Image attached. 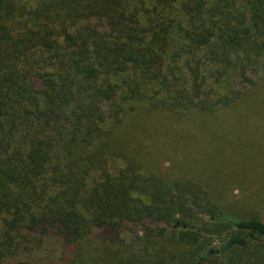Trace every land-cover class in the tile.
Instances as JSON below:
<instances>
[{
    "label": "trees",
    "instance_id": "trees-1",
    "mask_svg": "<svg viewBox=\"0 0 264 264\" xmlns=\"http://www.w3.org/2000/svg\"><path fill=\"white\" fill-rule=\"evenodd\" d=\"M262 92L264 0H0V264H264L214 200L261 173L183 150L220 124L262 155Z\"/></svg>",
    "mask_w": 264,
    "mask_h": 264
},
{
    "label": "rangeland",
    "instance_id": "rangeland-1",
    "mask_svg": "<svg viewBox=\"0 0 264 264\" xmlns=\"http://www.w3.org/2000/svg\"><path fill=\"white\" fill-rule=\"evenodd\" d=\"M260 98L262 103L259 104L258 109L264 112V92L261 93ZM251 124L248 122V129ZM257 125L261 131L259 134L264 135V121ZM203 131L204 133H194L192 140L183 143V150H185L188 164L184 165V168L191 173L199 174V177L208 180L214 185H220L219 181L216 180L219 167L224 169V171L220 170L223 173L221 182L224 181V184L237 180L234 173L228 172V169L235 171L242 168H251L259 171L261 173L260 181L250 184V187H248L255 188L253 191H248L249 193H247V191L240 192V190H237L232 195V198L225 202L227 197L231 196V193L225 190L223 194L218 193L214 200L216 202L220 201L219 210L223 214L241 219L257 217L264 222V151H262L260 156H252L251 153H248L247 144L242 143L241 140L234 139V137L232 138L228 128L224 125H213ZM255 134H257L256 138H258L259 134ZM247 142L251 146V143ZM227 161L232 162L234 165H227ZM221 163L223 165H219ZM201 219L203 221L208 220L209 216H203ZM122 235L125 239H128L125 234ZM219 245L220 241L213 239L212 248H217Z\"/></svg>",
    "mask_w": 264,
    "mask_h": 264
},
{
    "label": "water",
    "instance_id": "water-1",
    "mask_svg": "<svg viewBox=\"0 0 264 264\" xmlns=\"http://www.w3.org/2000/svg\"><path fill=\"white\" fill-rule=\"evenodd\" d=\"M218 252V251H217Z\"/></svg>",
    "mask_w": 264,
    "mask_h": 264
}]
</instances>
